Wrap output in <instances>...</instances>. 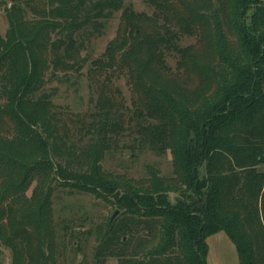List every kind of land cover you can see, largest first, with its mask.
Instances as JSON below:
<instances>
[{
	"label": "trees",
	"instance_id": "obj_1",
	"mask_svg": "<svg viewBox=\"0 0 264 264\" xmlns=\"http://www.w3.org/2000/svg\"><path fill=\"white\" fill-rule=\"evenodd\" d=\"M144 2L155 7L152 17L124 8L123 0L5 5L10 28L5 37L0 33V236L13 249L14 264H57L55 185L113 202L131 220L112 227L121 264H208L206 241L221 232L240 264H264V3ZM24 7L33 19H23ZM121 10L116 40L91 63L96 112L75 141L73 124L51 102L57 88L48 84L82 72L90 60L82 56L87 40L103 34L105 21ZM200 31L210 41L203 59L195 47L178 46ZM169 51L183 59L178 73L167 65ZM122 75L134 90L140 142L171 152L172 179L152 168L141 182L104 172L111 136L123 130L122 98L112 87ZM134 223L138 243L131 247L125 238ZM101 251L98 257L108 254Z\"/></svg>",
	"mask_w": 264,
	"mask_h": 264
},
{
	"label": "rangeland",
	"instance_id": "obj_2",
	"mask_svg": "<svg viewBox=\"0 0 264 264\" xmlns=\"http://www.w3.org/2000/svg\"><path fill=\"white\" fill-rule=\"evenodd\" d=\"M258 1L264 3V0ZM6 4L10 7V0H0V33L3 37L10 28L7 12L4 9ZM123 4L124 8H131L135 13H145L149 17H152L156 12L155 7L148 6L144 0H123ZM24 8L23 19H33L30 9ZM252 13L253 11L247 13L248 21ZM122 14L123 10L116 13L112 19L105 21L103 34L91 36L90 41L87 40L88 48L82 56L89 57L90 60L81 73L75 72L71 78L64 77L59 81V84L56 82L48 84L49 90L53 87L57 88L58 94L51 102L57 107L62 118L69 124H73L71 134L74 135L75 141L82 137L77 134L80 126L91 123L96 112L99 92L89 81L91 63L101 58L110 43L116 40L121 27ZM208 40L207 32L200 31V36L185 35L182 37L178 46L181 49L195 47L193 50H198L199 57L203 59L209 54L210 41ZM181 60L183 59L178 53L173 51L166 53L167 65L174 73L179 72L177 67ZM113 85V89L119 90L118 93L122 98V107L118 115L124 118V123L120 135L111 136L112 143L102 161L104 172L134 182H141L149 177V169L152 168L157 169L162 178L167 180L174 178L176 167L171 152L162 153L150 145L140 142V135L137 133L136 127L138 120L135 96L130 82L125 75H122V78L115 79ZM81 122L83 123L80 125ZM84 137H86L84 141L89 143L87 136ZM259 170L264 172V165L259 167ZM33 188L27 194V199H30L28 197L31 196ZM54 188L52 215L56 231L57 264H121L120 257L116 253L122 247L119 245V237L113 233L112 227L115 223L117 226L121 223H131V220H126L127 217H124L122 211L113 202L109 203L96 195L73 191L57 185ZM170 196L172 203L179 199L178 194L173 193ZM116 212L119 214L113 219ZM1 225L6 227L5 223H1ZM129 225L132 226L133 231L126 236L125 241H129V245L134 247L138 243V240L133 237L137 224ZM6 229L9 231V226ZM142 229L140 227L139 231L141 232ZM1 231L8 234L5 228H2ZM224 234L222 233L221 236H226L225 241L213 236L207 239L206 242L209 244L208 264H238L237 253L233 251L232 247L234 245ZM140 236L141 233L137 238L139 239ZM103 247L108 254L103 253L104 255L98 257L99 253L102 254ZM48 251L45 250V255ZM14 255L9 243L0 236V264H14Z\"/></svg>",
	"mask_w": 264,
	"mask_h": 264
},
{
	"label": "crops",
	"instance_id": "obj_3",
	"mask_svg": "<svg viewBox=\"0 0 264 264\" xmlns=\"http://www.w3.org/2000/svg\"><path fill=\"white\" fill-rule=\"evenodd\" d=\"M222 233H224V232H221V233H219V234H217V235H214L213 237H217V239L219 238L220 240H223V241H225V237L226 236H221V234ZM226 234V233H225ZM224 234V235H225ZM228 237V236H227ZM229 239V238H228ZM229 241H230V239H229ZM230 243H231V241H230ZM234 245V244H233ZM233 247V251H236V253H237V249H236V247H235V245L234 246H232ZM237 258H238V264H240V258L238 257V254H237Z\"/></svg>",
	"mask_w": 264,
	"mask_h": 264
},
{
	"label": "water",
	"instance_id": "obj_4",
	"mask_svg": "<svg viewBox=\"0 0 264 264\" xmlns=\"http://www.w3.org/2000/svg\"><path fill=\"white\" fill-rule=\"evenodd\" d=\"M119 213L118 212H116V214L114 215V217H113V219L118 215Z\"/></svg>",
	"mask_w": 264,
	"mask_h": 264
}]
</instances>
